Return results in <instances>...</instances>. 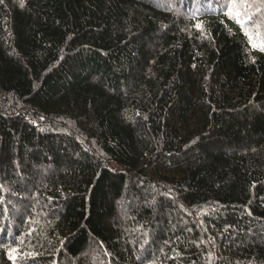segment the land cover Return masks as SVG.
<instances>
[{
	"label": "trees",
	"instance_id": "obj_1",
	"mask_svg": "<svg viewBox=\"0 0 264 264\" xmlns=\"http://www.w3.org/2000/svg\"><path fill=\"white\" fill-rule=\"evenodd\" d=\"M0 264H264V0H0Z\"/></svg>",
	"mask_w": 264,
	"mask_h": 264
},
{
	"label": "snow or ice",
	"instance_id": "obj_2",
	"mask_svg": "<svg viewBox=\"0 0 264 264\" xmlns=\"http://www.w3.org/2000/svg\"><path fill=\"white\" fill-rule=\"evenodd\" d=\"M21 7H23V0H21ZM228 15H229V16H233V15H234L235 18L237 19V22H240V19H239V18H240V16L242 15V13H241L240 11H236L235 13H233V11L230 10V11L228 12ZM242 26H243V25H242ZM197 27L199 28V27H202V26L198 24ZM245 35H248V33L245 32Z\"/></svg>",
	"mask_w": 264,
	"mask_h": 264
},
{
	"label": "bare ground",
	"instance_id": "obj_3",
	"mask_svg": "<svg viewBox=\"0 0 264 264\" xmlns=\"http://www.w3.org/2000/svg\"><path fill=\"white\" fill-rule=\"evenodd\" d=\"M259 4V3H258Z\"/></svg>",
	"mask_w": 264,
	"mask_h": 264
}]
</instances>
